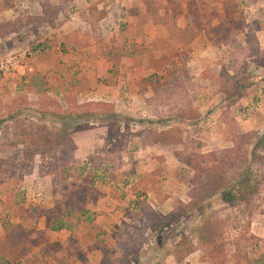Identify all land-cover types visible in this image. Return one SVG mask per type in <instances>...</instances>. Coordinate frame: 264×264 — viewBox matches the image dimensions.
Listing matches in <instances>:
<instances>
[{
	"label": "rangeland",
	"instance_id": "1",
	"mask_svg": "<svg viewBox=\"0 0 264 264\" xmlns=\"http://www.w3.org/2000/svg\"><path fill=\"white\" fill-rule=\"evenodd\" d=\"M259 29L264 0H0L10 264H264ZM211 153L228 176L252 162L258 193L205 200L183 160Z\"/></svg>",
	"mask_w": 264,
	"mask_h": 264
},
{
	"label": "trees",
	"instance_id": "2",
	"mask_svg": "<svg viewBox=\"0 0 264 264\" xmlns=\"http://www.w3.org/2000/svg\"><path fill=\"white\" fill-rule=\"evenodd\" d=\"M151 8V9H150ZM149 12L152 14V22L158 25H166L167 18L164 15L159 16L157 11L162 9L161 5L156 3L150 4ZM166 14V13H165ZM198 23L201 21L200 16H197V19L193 23ZM191 24H186L183 34L180 37V43L184 45H189L191 41L194 40L195 35L194 31L190 26ZM111 117H115V114H111ZM80 118V117H78ZM260 144V145H259ZM264 145L263 140H259L256 145H254L255 149H261L260 147ZM255 149L251 152L253 154ZM215 154H191L188 158L183 160V163L193 172L192 182L198 181L199 178H204L205 182L209 183V186H204L205 192V200H210L214 197H218L223 203L227 204L229 207H236L240 204H244L250 200V198L258 193V184H255V178L253 179V166L252 162H246L244 169L236 170L233 174H228L225 172L218 173L214 171L216 166L208 167V163L216 162ZM223 169V168H219ZM233 170V166H231ZM215 172V174H214ZM228 179H227V176ZM212 180H214L212 182ZM53 212V211H52ZM73 212L70 211V215ZM83 212H81V215ZM77 215V214H76ZM56 227L53 228V231L60 229H69V224L67 222H63L62 220H58L56 222ZM55 226V225H54ZM24 233L27 234L28 230L23 229ZM12 234H7L4 239L0 240V255L2 257H6V264H10V260H14L11 256V250L13 248V240L11 239ZM18 264V263H17Z\"/></svg>",
	"mask_w": 264,
	"mask_h": 264
},
{
	"label": "crops",
	"instance_id": "3",
	"mask_svg": "<svg viewBox=\"0 0 264 264\" xmlns=\"http://www.w3.org/2000/svg\"><path fill=\"white\" fill-rule=\"evenodd\" d=\"M262 33H264V29H259L258 32L256 33V35H259V34H262ZM260 38H258V39H260Z\"/></svg>",
	"mask_w": 264,
	"mask_h": 264
}]
</instances>
